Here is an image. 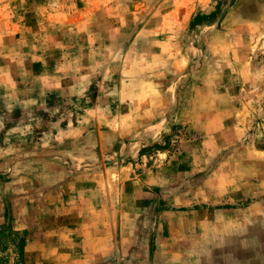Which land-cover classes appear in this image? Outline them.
Here are the masks:
<instances>
[{"label":"rangeland","instance_id":"374dc122","mask_svg":"<svg viewBox=\"0 0 264 264\" xmlns=\"http://www.w3.org/2000/svg\"><path fill=\"white\" fill-rule=\"evenodd\" d=\"M0 264H264V0H0Z\"/></svg>","mask_w":264,"mask_h":264}]
</instances>
